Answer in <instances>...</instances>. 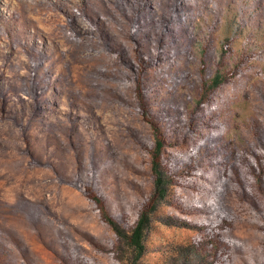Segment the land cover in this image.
<instances>
[{
    "label": "rangeland",
    "instance_id": "rangeland-1",
    "mask_svg": "<svg viewBox=\"0 0 264 264\" xmlns=\"http://www.w3.org/2000/svg\"><path fill=\"white\" fill-rule=\"evenodd\" d=\"M158 138L142 264H264V0H0V264H127Z\"/></svg>",
    "mask_w": 264,
    "mask_h": 264
},
{
    "label": "trees",
    "instance_id": "trees-1",
    "mask_svg": "<svg viewBox=\"0 0 264 264\" xmlns=\"http://www.w3.org/2000/svg\"><path fill=\"white\" fill-rule=\"evenodd\" d=\"M214 84H219V78L216 77ZM162 139L158 138L155 147V158L153 159L152 168L155 174L154 191L152 201L139 215V218L131 231L126 230L105 210L103 205L104 218L117 233L119 240L125 243L130 250V256L126 258L127 264H142V258L147 252L146 238L152 223L153 214L157 210L160 203L167 197L170 181L166 172L163 170L158 156L163 148ZM97 202H100L96 198Z\"/></svg>",
    "mask_w": 264,
    "mask_h": 264
}]
</instances>
